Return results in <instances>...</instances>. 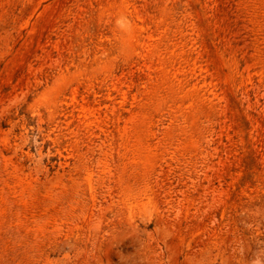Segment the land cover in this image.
Returning <instances> with one entry per match:
<instances>
[{
    "label": "rangeland",
    "instance_id": "374dc122",
    "mask_svg": "<svg viewBox=\"0 0 264 264\" xmlns=\"http://www.w3.org/2000/svg\"><path fill=\"white\" fill-rule=\"evenodd\" d=\"M0 264H264V0H0Z\"/></svg>",
    "mask_w": 264,
    "mask_h": 264
}]
</instances>
